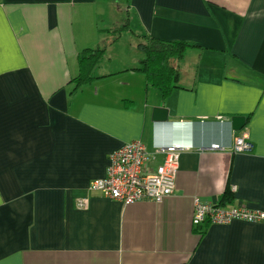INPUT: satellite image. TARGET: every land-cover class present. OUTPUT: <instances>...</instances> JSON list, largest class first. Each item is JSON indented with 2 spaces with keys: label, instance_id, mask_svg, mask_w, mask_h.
Returning <instances> with one entry per match:
<instances>
[{
  "label": "crops",
  "instance_id": "0c3cea01",
  "mask_svg": "<svg viewBox=\"0 0 264 264\" xmlns=\"http://www.w3.org/2000/svg\"><path fill=\"white\" fill-rule=\"evenodd\" d=\"M126 33L135 54L119 62ZM144 34L196 45L166 98L132 69ZM105 43L98 78L75 90L79 53ZM244 134L253 150L235 151ZM135 139L187 148L161 202L89 189ZM196 199L264 211V0H0V264H264V221L194 225Z\"/></svg>",
  "mask_w": 264,
  "mask_h": 264
},
{
  "label": "built area",
  "instance_id": "2783aa9c",
  "mask_svg": "<svg viewBox=\"0 0 264 264\" xmlns=\"http://www.w3.org/2000/svg\"><path fill=\"white\" fill-rule=\"evenodd\" d=\"M233 147L235 151L248 152L254 145L244 134L235 138ZM186 149L182 144L173 143L158 146L152 152L142 139L129 141L110 153L106 175L92 180L89 189L99 190L105 197L125 205L143 200L161 202L175 192L180 157ZM207 149L221 150L222 146L214 143ZM158 154L162 155V161L151 168L148 164ZM87 203L88 198L84 197L77 201L80 208L86 207ZM237 219L262 222L264 211L243 205L226 208L219 203L195 200L194 225L223 224Z\"/></svg>",
  "mask_w": 264,
  "mask_h": 264
},
{
  "label": "trees",
  "instance_id": "16d2710c",
  "mask_svg": "<svg viewBox=\"0 0 264 264\" xmlns=\"http://www.w3.org/2000/svg\"><path fill=\"white\" fill-rule=\"evenodd\" d=\"M130 29L128 20L108 30V44L115 43L125 30ZM106 46L105 43L103 46L85 48L79 53V73L72 79L75 83V90L98 78L95 75V69L105 57ZM195 46L188 40H165L144 34L137 41V48L143 53V58L132 69L143 73L149 85L161 91L163 97L166 98L178 86L181 62L187 50ZM225 199H231V195L227 194Z\"/></svg>",
  "mask_w": 264,
  "mask_h": 264
},
{
  "label": "water",
  "instance_id": "95a60500",
  "mask_svg": "<svg viewBox=\"0 0 264 264\" xmlns=\"http://www.w3.org/2000/svg\"><path fill=\"white\" fill-rule=\"evenodd\" d=\"M152 121L164 123L168 121V109L164 106H155L152 110ZM233 129L241 130L246 125V117L234 116L231 118Z\"/></svg>",
  "mask_w": 264,
  "mask_h": 264
},
{
  "label": "rangeland",
  "instance_id": "374dc122",
  "mask_svg": "<svg viewBox=\"0 0 264 264\" xmlns=\"http://www.w3.org/2000/svg\"><path fill=\"white\" fill-rule=\"evenodd\" d=\"M118 4H120L121 6L125 4L126 0H117ZM105 36H108L105 35ZM131 37V33H126L123 37V41H124V45H120V47H115L116 49H113L114 51L111 52V56L115 59L118 60L119 62L122 61V59L124 58L125 60H128L129 58H131L133 56V50L131 49V47L129 48V43L128 40ZM135 54V53H134Z\"/></svg>",
  "mask_w": 264,
  "mask_h": 264
}]
</instances>
